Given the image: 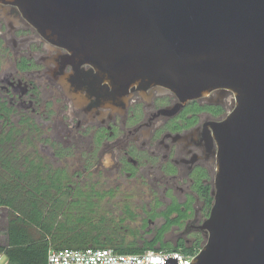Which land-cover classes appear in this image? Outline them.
<instances>
[{"label":"flooded vegetation","instance_id":"af4514ba","mask_svg":"<svg viewBox=\"0 0 264 264\" xmlns=\"http://www.w3.org/2000/svg\"><path fill=\"white\" fill-rule=\"evenodd\" d=\"M92 71L0 2V133L51 129L31 152L60 171L62 180L46 184L80 202L91 234L137 249L200 251L215 189L213 125L235 109L234 94L181 101L164 87H133L108 105L90 87Z\"/></svg>","mask_w":264,"mask_h":264},{"label":"water","instance_id":"95a60500","mask_svg":"<svg viewBox=\"0 0 264 264\" xmlns=\"http://www.w3.org/2000/svg\"><path fill=\"white\" fill-rule=\"evenodd\" d=\"M0 2L89 65L108 105L133 87H164L181 101L232 92L235 109L213 125L208 235L190 264H264V0Z\"/></svg>","mask_w":264,"mask_h":264},{"label":"trees","instance_id":"16d2710c","mask_svg":"<svg viewBox=\"0 0 264 264\" xmlns=\"http://www.w3.org/2000/svg\"><path fill=\"white\" fill-rule=\"evenodd\" d=\"M38 132L35 124L28 125ZM0 133V208L8 210L6 241L0 244V254L6 264H47L49 249H112L117 254L137 255L153 248H134L123 238L91 234L92 223L79 216L87 215L79 208V201L54 193L48 181H59L60 171L35 152L24 154L22 128L5 126ZM156 251V250H154ZM195 251H183L191 254Z\"/></svg>","mask_w":264,"mask_h":264},{"label":"built area","instance_id":"2783aa9c","mask_svg":"<svg viewBox=\"0 0 264 264\" xmlns=\"http://www.w3.org/2000/svg\"><path fill=\"white\" fill-rule=\"evenodd\" d=\"M199 251L183 254L179 251L148 250L137 255H122L112 249H49L47 264H164L167 258H177L178 264H190ZM3 255L0 254V264Z\"/></svg>","mask_w":264,"mask_h":264},{"label":"rangeland","instance_id":"374dc122","mask_svg":"<svg viewBox=\"0 0 264 264\" xmlns=\"http://www.w3.org/2000/svg\"><path fill=\"white\" fill-rule=\"evenodd\" d=\"M48 126L49 125H46V128H48ZM37 127L39 128V131L38 132H34L33 130L29 131V129L26 128L25 126L22 127V129H23V132L22 133L27 134V136H28V139L27 140L30 142V143H26V141H24V143L22 144L21 149H23L24 151H27L26 153L24 152V154H32L31 149L34 148L36 150L37 149L39 150V147H40L39 144H45L40 139L41 136H43V135L46 134L49 137L50 135H52L51 133L49 134V132H50L51 129L48 130L49 132H46V130L40 128L41 127L40 125L37 126ZM25 138L26 137H24V139ZM47 144H49V148L51 150H53L52 144L50 142L47 143ZM54 149H55V147H54ZM45 159L46 160L44 161V163L45 162H48V163L50 162L48 158L45 157ZM62 165L66 166V162H62ZM50 166H52V165L50 164ZM52 170H56V169L52 167ZM8 216H9L8 210H6L4 208H0V244H4L5 241H6L5 231H6ZM5 261H6V259L3 257L2 260H1V262L4 263Z\"/></svg>","mask_w":264,"mask_h":264},{"label":"crops","instance_id":"0c3cea01","mask_svg":"<svg viewBox=\"0 0 264 264\" xmlns=\"http://www.w3.org/2000/svg\"><path fill=\"white\" fill-rule=\"evenodd\" d=\"M4 257V256H3ZM5 258V257H4ZM6 259V258H5ZM7 263V260L5 261Z\"/></svg>","mask_w":264,"mask_h":264}]
</instances>
